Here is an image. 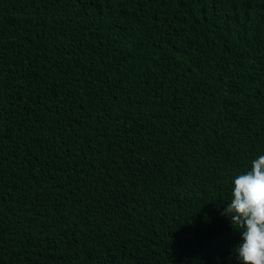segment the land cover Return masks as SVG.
<instances>
[{
  "label": "trees",
  "instance_id": "1",
  "mask_svg": "<svg viewBox=\"0 0 264 264\" xmlns=\"http://www.w3.org/2000/svg\"><path fill=\"white\" fill-rule=\"evenodd\" d=\"M261 155L264 0H0V264H241Z\"/></svg>",
  "mask_w": 264,
  "mask_h": 264
},
{
  "label": "clouds",
  "instance_id": "2",
  "mask_svg": "<svg viewBox=\"0 0 264 264\" xmlns=\"http://www.w3.org/2000/svg\"><path fill=\"white\" fill-rule=\"evenodd\" d=\"M221 215L241 233L236 247L241 264H264V155L233 179L231 200Z\"/></svg>",
  "mask_w": 264,
  "mask_h": 264
}]
</instances>
